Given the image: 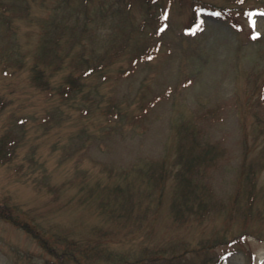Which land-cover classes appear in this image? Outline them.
<instances>
[{
	"label": "rangeland",
	"instance_id": "374dc122",
	"mask_svg": "<svg viewBox=\"0 0 264 264\" xmlns=\"http://www.w3.org/2000/svg\"><path fill=\"white\" fill-rule=\"evenodd\" d=\"M26 1L8 10L15 43L9 66L0 61V96L7 101L0 136L11 131L18 140L14 157L0 162V203L44 233L55 254L0 215V264H168L155 259L168 255L166 249L192 250L233 233L240 240L226 246L224 264H264V111L254 88L264 82V0L151 3L158 16L153 28L163 29L151 60L123 72L145 36L136 34L127 54L67 100L34 85L30 70L61 0ZM111 1L89 0L82 16L90 20ZM126 3L129 22L138 21L144 0ZM195 11L203 18L193 24ZM98 31L110 41L105 26ZM68 70L59 69L52 82L58 85ZM254 72L259 77L253 84ZM187 121L208 129L204 135L220 144L222 154L206 172L218 206L201 219L177 220L172 206L178 183L168 171L177 166L176 127ZM154 159H164L167 169L156 181L146 172ZM62 251L78 253L80 262L66 253L58 258ZM186 256L190 264L201 261L196 251Z\"/></svg>",
	"mask_w": 264,
	"mask_h": 264
},
{
	"label": "trees",
	"instance_id": "16d2710c",
	"mask_svg": "<svg viewBox=\"0 0 264 264\" xmlns=\"http://www.w3.org/2000/svg\"><path fill=\"white\" fill-rule=\"evenodd\" d=\"M19 1H23L22 3L26 5L29 4L26 0H0V23H3L4 26L3 32L0 33V37L4 40V42L0 44V61L4 62L7 67L9 66L8 55L10 54L8 51L12 50V44L15 43V39L13 38L15 29L7 14L9 9L19 8ZM79 1L80 3L75 6L72 5L70 0L59 1L56 10L47 22L46 30L42 34L43 40L34 53L30 69L31 80L34 85L45 90H50L65 100L76 97L89 85L86 81L87 79L104 74L107 67L127 54L126 47H129L130 39L135 38L136 34H138L136 39L137 37L143 36V33H145V36L136 41V55L129 57L130 65L132 66L123 69V72H126L125 75H128L137 68L139 63L149 62L153 52L158 47V42L156 41L157 34H162L163 30L157 29L158 25L154 29L152 22L154 16L156 20L158 18L157 9L153 8L152 4L155 5L156 3L159 5L160 0H144L146 11H144L143 16L138 21L134 22L132 20L129 22L127 13H125L127 10L126 0L123 1V6V2L121 3L120 7H118V5L115 6L120 0L109 2L108 8L102 6L92 13L90 20H87L86 15L82 16L87 9L89 0ZM159 6L161 7V5ZM74 9H77L78 12L77 14L71 15V11ZM101 13H104V17L98 18L97 16ZM202 14L203 13L195 11L194 20L196 19V21H193V24L198 21L201 22V18H203ZM60 16H63L61 20L59 18ZM91 23L97 24V28L95 29V26L93 27L90 25ZM89 26H91L92 29H89ZM104 26L110 41L101 37V32L98 31L99 27ZM191 31L193 30L191 29ZM86 37L91 39V44L84 41ZM3 44L4 46H2ZM12 56L15 57V54H12ZM62 67H68L69 72L64 75V80L62 82L55 85L51 77ZM256 77H259V74H255V72L253 77H250V81H252L253 84L257 80ZM255 87L259 88L258 95L260 106H263L262 112L264 111V82L260 86L255 85L254 88ZM159 97L160 95L152 97L148 105L156 103ZM160 99L161 97L158 100ZM6 104L7 101L0 96V112L4 109ZM116 105L117 103L108 105L106 109L109 113L107 114H113L112 112L114 111L112 110ZM116 114L122 116L123 110L118 107ZM261 125L263 127V124ZM176 130L178 135L176 151L178 153L176 160L177 166L174 169L172 167L171 171H168V173L172 172V176L178 183L176 185L172 212L177 220H188L195 215L197 218L201 219L209 214L213 208L215 209V207L218 206L215 200L212 199L214 193L209 185L206 172L208 168L216 165L214 163L222 154V151L219 143L210 140L204 135V133L208 132V129H204L198 124L196 125L195 122L187 121L178 124ZM17 146L18 140L13 132L7 131L0 136V162L10 161L16 153ZM164 161V159H154L148 164L146 172H148V175L155 181L164 177L165 171L167 173ZM0 215L12 220L17 225H22V227L29 231L43 247L48 248L50 252L55 254V251L51 249V247L49 248L47 244L48 238L44 233L36 229L34 224L29 221L21 223V221L14 216L7 204L2 205L0 203ZM233 234L234 235L229 236L223 242L199 243L192 250L188 246L180 247L176 245L163 251V253L168 255L157 256L155 259L162 260V258H164L168 264H190L189 258L187 259L188 256L184 257V255L191 251H196L197 254L201 255L199 264H207L211 261V257L215 260H213V264H224L226 255L230 252L229 247L226 248V246L237 244L240 240L239 235ZM218 246H220V248H218ZM64 253L69 254V257H74L80 262L78 260V253L71 255L69 251H62V253L58 255V258H61ZM85 254L88 255V253ZM60 262L64 264L65 260L61 259ZM128 262L129 261H122L119 264H127ZM149 262L152 263V261H148V264ZM145 263L146 261L138 260L134 264ZM81 264L104 263L87 261Z\"/></svg>",
	"mask_w": 264,
	"mask_h": 264
}]
</instances>
